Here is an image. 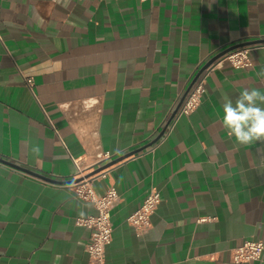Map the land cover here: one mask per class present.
<instances>
[{
	"label": "crops",
	"instance_id": "obj_1",
	"mask_svg": "<svg viewBox=\"0 0 264 264\" xmlns=\"http://www.w3.org/2000/svg\"><path fill=\"white\" fill-rule=\"evenodd\" d=\"M241 43L251 66L212 71L167 129L197 73ZM262 73L264 0H0V156L117 188L105 264H236L234 247L264 240V141L239 145L218 117L224 94L264 91ZM153 186L139 233L127 218ZM76 188L0 161V264H91L77 219L97 210Z\"/></svg>",
	"mask_w": 264,
	"mask_h": 264
},
{
	"label": "built area",
	"instance_id": "obj_2",
	"mask_svg": "<svg viewBox=\"0 0 264 264\" xmlns=\"http://www.w3.org/2000/svg\"><path fill=\"white\" fill-rule=\"evenodd\" d=\"M251 47V44L239 46L208 61L201 72L199 71L200 73L195 83L186 95L175 117L189 115L199 107L203 100L208 76L212 71L221 68L225 62H229L236 68L250 67L252 64L250 56ZM27 82L30 86L34 84L32 78H27ZM172 126V123L169 124L167 129L172 128ZM109 158H111V154L109 152L104 153L103 159ZM88 178H77L69 184L76 186L77 194L91 201L97 210L95 214L79 217L77 223L85 225L91 230L90 239L86 244L91 264H105L106 247L113 239L112 209L119 200L120 195L114 185H110L104 194L98 195L93 187L88 186ZM160 201L161 192L157 187H151L149 194L145 197L142 204L127 218L136 231L142 233L152 227V214L157 209ZM200 220H207V218L202 217ZM230 256L236 264L262 260L264 257V240L247 239L242 244L234 247L231 250Z\"/></svg>",
	"mask_w": 264,
	"mask_h": 264
},
{
	"label": "clouds",
	"instance_id": "obj_3",
	"mask_svg": "<svg viewBox=\"0 0 264 264\" xmlns=\"http://www.w3.org/2000/svg\"><path fill=\"white\" fill-rule=\"evenodd\" d=\"M222 101V116L218 118L236 143L250 145L264 141V91L245 87L235 100L224 94Z\"/></svg>",
	"mask_w": 264,
	"mask_h": 264
},
{
	"label": "water",
	"instance_id": "obj_4",
	"mask_svg": "<svg viewBox=\"0 0 264 264\" xmlns=\"http://www.w3.org/2000/svg\"><path fill=\"white\" fill-rule=\"evenodd\" d=\"M243 45H248V43H241V44H238V45H234L233 47H230L229 49H227V50L224 51L223 53H225V52H227V51H229V50H231V49L237 48V47H239V46H243ZM223 53H220V55H222ZM218 56H219V55H218ZM202 69H203V68H202ZM202 69H201V70H202ZM201 70H200V72H201ZM200 72H198V74L194 77V79H193V81H192L190 87L187 89L185 95L182 97V99H181V101L178 103L177 107H176V108L174 109V111L171 113V115H170V117H169V119H168L166 125H168V124L171 122V120L175 117L176 113L178 112L180 106L182 105V103H183V101H184L186 95H187L188 92L191 90V88H192L193 84L195 83V81H196V79H197V77H198V75H199ZM163 132H164V130L161 131V133L159 134L158 138H160V136L163 134ZM158 138H157V139H158ZM157 139H156V140H157ZM137 151H139V150H136V151H134V152H131V153H127V154H125V155H122V156L118 157L117 159H113V160H111L110 162H108L106 165H104V167H102V168H105V167H108V166H110V165H112V164H115V163L119 162L120 160H123L124 158H126V157H128V156H130V155H132V154H134V153H136ZM0 161L3 162V163H6V164H8V165H11V166H13V167H15V168L21 169V170H23V171H25V172H28V173H30V174H32V175H34V176H37V177H40V178L45 179V180H47V181L53 182V183H64V184H68V183H72V182H74V181L76 180V179H75V180L60 181V180H57V179H55V178H51V177H48V176H46V175L40 174V173H38V172H36V171L30 170V169H28V168L21 167L20 165H17V164H15V163H13V162L7 161L6 159L2 158L1 156H0Z\"/></svg>",
	"mask_w": 264,
	"mask_h": 264
}]
</instances>
